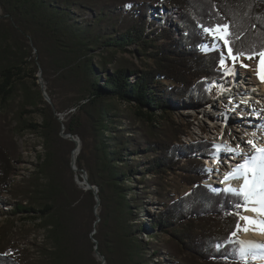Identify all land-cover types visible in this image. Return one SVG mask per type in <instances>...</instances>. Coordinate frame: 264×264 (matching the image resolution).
<instances>
[{
    "label": "trees",
    "instance_id": "1",
    "mask_svg": "<svg viewBox=\"0 0 264 264\" xmlns=\"http://www.w3.org/2000/svg\"><path fill=\"white\" fill-rule=\"evenodd\" d=\"M153 1L179 13L174 29L147 20L152 7L142 0H0V211L10 223L23 214L37 222L50 245L21 260L0 243V264H101L96 252L105 264H245L236 240L243 197L203 183L211 143L182 142L186 131L171 125V110L175 103L207 106L209 87L226 77L222 51H203L204 27L229 26L234 58L264 54V0ZM129 47L142 56L139 66L118 57ZM37 72L50 104L24 81L38 88ZM18 90L23 101L9 119ZM114 102L131 105L145 132L123 128ZM27 106L41 124L25 117ZM160 121L169 131L159 135ZM62 128L80 140L76 168L96 193L75 185L69 164L76 145ZM13 133L43 141L27 180L11 177ZM177 172L190 189L175 197L162 181ZM139 173L142 190L132 195ZM146 195L161 206L152 224L140 217Z\"/></svg>",
    "mask_w": 264,
    "mask_h": 264
},
{
    "label": "rangeland",
    "instance_id": "2",
    "mask_svg": "<svg viewBox=\"0 0 264 264\" xmlns=\"http://www.w3.org/2000/svg\"><path fill=\"white\" fill-rule=\"evenodd\" d=\"M140 1V0H139ZM146 1L152 8H151V13L147 17V20L150 19L151 22H155V26L158 27H164V28H171L174 29L175 22L179 20V13L177 11L171 10L169 8L161 7L158 5V7H153L154 4H152L154 1L153 0H142ZM169 13H172L170 15ZM169 15V17H168ZM154 25L150 26L148 31H151L152 29L155 28ZM221 35H223V32H221ZM210 39V40H209ZM213 42H219V39L214 38L208 33H205L204 38H203V51L204 52H211L213 50H221L222 51V57L224 59V64L220 65L221 69L224 71L226 77L217 83L212 84L209 89L212 97L214 96V101L209 107H202V106H197L193 102L186 103L184 105L183 103H175L173 104L172 112H171V117L172 121L171 125L174 126V128L178 129V131H186V134L181 137V141L188 143L192 140H207L208 142L211 143V153L207 156H205L202 159V163L204 164L205 168H207V163L210 167V172H213V167L216 169L212 173L213 175L220 174L218 170H223L224 167L228 169L229 163H223L221 160H224V157H221V159L216 160L213 155L214 152L218 149L217 144H220L221 142L228 143L230 139L233 138V134L229 133V136L224 137L223 135V127L225 125L226 120L228 117L232 119V121H237L241 122L236 118L235 114L228 112V114L225 115V111L223 110L225 106H228L227 103H225L223 98H219L218 94L222 93L221 91L215 92L214 87L218 86L222 83H228L225 88H231L229 87L230 84L232 83V86H236V89H239V85L237 83V79L233 81L234 78H232L234 75H236V78L241 79L242 76V62L241 58L242 57H232L228 50L227 46L223 43L221 44H216L214 47H211V43ZM118 57H124L125 59L134 62L136 65L139 66L140 59L142 61V56H140L139 51L136 50L135 47H129L128 52H122L118 54ZM262 57L263 61V66H264V54L260 55L259 57H249V58H244L246 67L249 69L252 73L255 72L256 70V61L258 58ZM238 76V77H237ZM37 80H36V85L38 88L35 86H32V79L29 78L28 76L25 77L24 81L27 82V85L31 87L33 91L36 89L40 91L42 100L47 103H52L49 95L47 92H50L48 89V85L42 78L41 72H37L36 74ZM251 77V76H250ZM247 79H250L249 77ZM253 85V83H251ZM238 86V87H237ZM253 88V86L251 87ZM232 89V88H231ZM47 90V91H46ZM254 91V88H253ZM255 93V91H254ZM22 91H17L13 98L11 99L12 106H14L13 110L10 111L9 113V119H12L14 117V112H16L17 107L22 103ZM255 98V97H254ZM263 103V102H260ZM222 104V105H221ZM114 105L118 108V114L120 115V118H118V121H121L123 128H126V125L131 126L132 128L138 129V131L141 130L140 133L145 132L146 130V125L142 124L141 121L134 115L133 111L134 109L132 108L131 105L127 103H120V102H114ZM211 107H217L218 109L216 111H213ZM25 109L30 111L31 113L29 115H25L31 122L36 123V124H41V117L34 112L33 107L27 106ZM226 109V108H225ZM21 110V109H20ZM233 110V109H232ZM249 110V109H248ZM74 111V110H72ZM224 112V113H223ZM248 114H254L252 111L247 112ZM226 120L224 119L225 116ZM59 119L63 120L62 116L59 115ZM224 119V121H223ZM160 123V124H159ZM159 125H156V127H159L156 130L157 134H163V131L165 130L164 134L169 131V129H166V123H161L159 122ZM185 124H188V127L185 126ZM11 127L15 126V123L12 122ZM199 127H203V131L200 130ZM232 127H236L232 126ZM165 128V129H164ZM169 128V127H168ZM64 128H62V136ZM184 131V132H185ZM13 142L16 145V154L14 152L13 161H12V171H11V177H15L18 181H21L23 179L27 180V178L33 176V172L36 171L37 165L40 164V160L38 159V155H43V141L42 139L33 134V133H24L22 135H17V133H13ZM245 136V134H243ZM68 138L69 137H65ZM77 140V138H74ZM76 145V144H75ZM77 146V145H76ZM81 147V143H80ZM216 148V150H215ZM220 149V148H219ZM72 156L70 155V160L72 161ZM130 159H133L132 156H130ZM141 163L144 162V160L138 158ZM228 164V166H227ZM70 169L73 171V180L75 185L79 189L87 190V174L82 172V171H77L76 168V160L75 163L73 164L70 162L69 164ZM220 168V169H218ZM75 169V170H74ZM142 169V168H141ZM140 169V170H141ZM141 173L138 174V176L135 177V180L130 182L129 185L131 188L134 190L132 191V195H138V190L141 191L142 186L141 184L138 185L140 180H142ZM181 172H177L176 174H170L166 179L162 181L163 185L166 187V191L174 195L175 197L180 196L182 194H185L190 187H188L186 184H184V180H182V177L180 176ZM221 175V174H220ZM215 179L216 177L213 176ZM212 178V179H213ZM146 181H150V178H145ZM45 181V180H43ZM218 181V180H217ZM216 180H204L203 183L211 190V191H217L222 189L221 187L215 185L213 182H217ZM87 182V183H86ZM153 188V187H152ZM94 191H96L94 189ZM153 191L155 193V190L153 188ZM8 201L11 203L13 202H18V200L14 199L11 195H6L5 196ZM20 202H24L23 204L25 205L27 201L24 198H19ZM145 203L144 206V211L141 213L140 217L143 222L150 223L155 220V216L157 213H159L161 206L160 203L158 202V199L155 196L151 195H146L145 199L143 200ZM9 209L5 210H10L12 206L8 207ZM244 212V209L242 213ZM99 213L98 206L96 205L95 207V216H97ZM23 216V217H22ZM19 215L17 219L14 220V223H10L9 221L7 222L6 218L7 216H2L1 211H0V243L2 245L8 244L11 248H14L15 250H18L21 252V255H19V259H23L26 256H30L31 258H38L40 256L39 252V247L43 246H50L49 242L45 239L46 232L43 231L42 228L37 224V222H34L33 220H29L26 217L25 214ZM22 217V218H19ZM242 216L240 215L239 219V226L237 228V237L236 240L240 243V248L242 250V234L244 233V228H245V223L244 221L242 222ZM98 223V216H97V221ZM148 227V225H147ZM95 233V230L91 233L93 235ZM156 233V229L150 230V234ZM141 238L144 241L148 240V235L147 234H142ZM95 241L93 240V243ZM244 243V242H243ZM24 251L25 253H22ZM241 254V252H240ZM94 256L97 258L98 261L101 262V258L97 255L94 254ZM241 257V256H240ZM164 258V257H163ZM157 261V260H155ZM245 264H253L247 261L243 260ZM105 264V263H103Z\"/></svg>",
    "mask_w": 264,
    "mask_h": 264
},
{
    "label": "bare ground",
    "instance_id": "3",
    "mask_svg": "<svg viewBox=\"0 0 264 264\" xmlns=\"http://www.w3.org/2000/svg\"><path fill=\"white\" fill-rule=\"evenodd\" d=\"M169 14L172 15V13H169ZM219 42L220 43L213 42L210 45L211 47H214L216 44L223 43V41L220 39H219ZM241 62H242L241 73L242 75L244 74L245 75L242 76L241 79L236 78V75L232 77L234 78L233 81L237 79L236 81L238 85L242 84V86H240L239 89H236V86H232V83L229 86L232 88V90L228 91V93L224 92V90L226 89L225 86H227L228 83H225V84L222 83L214 87L215 92L221 91L225 93L223 99L225 103L228 104L229 108L235 107L237 109H244V110L249 109L248 112L252 111L254 113V114L246 113V115H242V113H239L240 115H238V117H236L235 119L240 120L243 117V121L241 122H237L236 120L232 121L230 117H228V119L226 120L227 116L224 115L225 116L224 119L226 120V122L223 127V135L224 137H227L229 136V133H232L233 138L230 139L229 142L226 144L224 141L221 142L220 144H217L216 147L220 148V152H219V156L218 155H217L218 157L216 156V160L218 159L220 160L221 157L226 158V156L231 155L229 153H226V151H229V149H235L237 151H240L242 154L241 156L231 155L233 158V161H232L233 164H230L231 165L230 167L232 170L238 163L242 162L243 154L247 153L248 155H251L254 153L255 150L248 143L249 140L254 141L258 147H264V81H262L261 79L262 77H264V66H263L262 57L258 58V60L256 61L255 63L256 70L253 73L249 69H247L246 67L247 65L245 63L244 58H241ZM248 77L250 79H247ZM251 83H253V85H251ZM243 86H248L251 92L253 91V88H254L255 93L249 95L251 97H250V101L248 105L242 106V104L241 105L239 104V101L241 100L242 102H244L243 98L245 99L248 98V97H245V95L241 93V91L243 92L244 90ZM252 86L253 88H251ZM213 101H214V96L212 97V101L209 104H207V106H210L213 103ZM260 102H263V103H260ZM254 117H257V118L254 119ZM235 125H236L235 128L232 127ZM199 128L201 131H203V127H199ZM243 134H245V136ZM238 145H239V148H237ZM79 152H80L79 146H76V149L72 153L73 160H76ZM214 170L216 169L213 167V172ZM228 173H229V170L226 167H224L222 170V175L215 174L214 177L218 176L220 177L219 178L220 180H218V182H215L214 184H221L222 186L226 188H232V189L239 190L241 185L243 184V181L235 180V179H232L227 183L225 181H222V177H224ZM252 206L253 205L251 204L248 205V207H252ZM241 216L249 217L255 221H264V215H258L257 213H253L250 211L244 210ZM243 221L245 223L244 224L245 228L248 229V231H244V233L242 234V241L244 242V243L242 242L244 246V248L242 249L243 257L245 259L254 261L253 264H264V234L260 233L257 225L248 224L245 222L244 219H242V222Z\"/></svg>",
    "mask_w": 264,
    "mask_h": 264
},
{
    "label": "snow or ice",
    "instance_id": "4",
    "mask_svg": "<svg viewBox=\"0 0 264 264\" xmlns=\"http://www.w3.org/2000/svg\"><path fill=\"white\" fill-rule=\"evenodd\" d=\"M228 25H217L215 28L204 27L203 31L210 34L216 39H220L228 46V51L231 53V41L228 37L231 35L227 31ZM223 32V35H221ZM242 55V53H241ZM221 65L224 64V59L221 58ZM264 81V77L261 78ZM248 143L255 150L253 154H243L242 162L238 163L231 172H229L224 180L230 179L242 180L239 191L232 188H227L226 191L232 192L238 196L243 197L244 203L237 204V207H243L245 211L257 213L258 215H264V147H258L254 141L249 140ZM239 148V145L237 146ZM235 156H241V152L235 149H229ZM253 205L248 207V205ZM248 224L257 225L261 234H264V221H255L249 217H242ZM248 231L247 228L243 229ZM234 235V233H233Z\"/></svg>",
    "mask_w": 264,
    "mask_h": 264
},
{
    "label": "water",
    "instance_id": "5",
    "mask_svg": "<svg viewBox=\"0 0 264 264\" xmlns=\"http://www.w3.org/2000/svg\"><path fill=\"white\" fill-rule=\"evenodd\" d=\"M49 104H50V102H49ZM62 137H64V138L65 137H69L75 144H77V146H79V149H80V140L78 138H77V140H75L74 137H72L71 135H63ZM71 162L74 164L75 163V160L72 159ZM87 190H93L94 191V188L87 183ZM94 193H96V191H94ZM95 200H96V205L98 206L99 205V199H98V197H96ZM95 250H96V248H95ZM96 254L99 256V254L97 252H96ZM101 260H102V264L105 263L103 257H101Z\"/></svg>",
    "mask_w": 264,
    "mask_h": 264
}]
</instances>
